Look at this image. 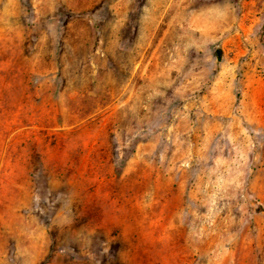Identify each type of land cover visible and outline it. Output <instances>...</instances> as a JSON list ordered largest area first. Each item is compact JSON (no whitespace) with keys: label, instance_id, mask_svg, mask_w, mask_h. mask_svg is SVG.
Wrapping results in <instances>:
<instances>
[{"label":"rangeland","instance_id":"374dc122","mask_svg":"<svg viewBox=\"0 0 264 264\" xmlns=\"http://www.w3.org/2000/svg\"><path fill=\"white\" fill-rule=\"evenodd\" d=\"M0 264H264V0H0Z\"/></svg>","mask_w":264,"mask_h":264}]
</instances>
